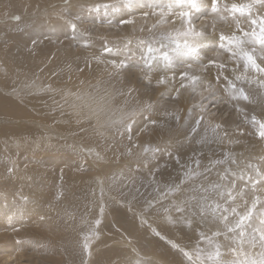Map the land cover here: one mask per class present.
Segmentation results:
<instances>
[{
    "label": "bare ground",
    "instance_id": "1",
    "mask_svg": "<svg viewBox=\"0 0 264 264\" xmlns=\"http://www.w3.org/2000/svg\"><path fill=\"white\" fill-rule=\"evenodd\" d=\"M197 1L198 10L192 9L185 0V6L174 7L170 12L168 5H175L176 0H0V26L2 29L11 28L10 34L8 36L5 34L7 37H2L0 34L2 41L0 69L7 67L3 72L4 75L0 77L2 78L0 86L6 90H17L20 94L16 98L23 96L22 99H10L11 95L8 97L5 93L7 98L5 95H0L2 98L0 100V142L14 147H16L14 143H18V147L28 146L30 141L15 142L16 138H22L32 130L38 131L37 129L52 136H62L55 126H62L63 128L59 127L60 129L66 128L69 119H65L66 117L63 119L64 112L69 111L72 114L71 121L75 119L82 123L85 115L95 111L98 116L92 117L93 120L103 124L105 121L103 116L106 115L108 108L111 107L115 113L120 111L122 115L120 118L123 119L132 106H138L140 113L123 124L129 133L128 139L134 141L135 145L155 143L160 139L159 134L150 133L148 128L147 131L142 129L141 125L144 121L147 122L143 119L147 113L166 116L164 128L170 132L175 129L176 133L172 132L174 135L181 132L182 136L190 140V143L202 137L203 133L216 129L215 135L221 143V150L225 151L226 155L233 153L240 156L239 162L230 166L237 165L238 168L245 169L249 164L251 167H248L249 170L243 175L245 180L249 176L253 178L252 182L260 179L257 177V171L264 173V152H260L264 151V139L256 135V129L246 121L245 117L250 119L254 115L258 120H264V86L259 83L264 80V75H243L244 61L231 58L230 53L220 47L221 35L242 36L240 29L251 31L252 26L246 16L239 15L236 19L228 12L220 14L212 12L211 0ZM248 2L250 0H219V6L227 4L230 8L233 3ZM104 4L108 5L110 11L107 16L98 14L84 18L77 16V19L74 17V10L78 8L89 9V11L97 8L95 11L100 9L105 11L106 9L100 6ZM182 11L191 12V23L180 15ZM112 12L119 16L118 25H110L105 20L106 17L115 14ZM253 12L259 13L257 18L264 16V7L255 5ZM9 15L13 18L19 17V22L13 23L10 18L7 19L6 16ZM83 21L85 23H82ZM71 23L77 25L75 33ZM190 28L203 35L185 36L184 33ZM38 31L43 33L44 38H42L45 39L43 43L38 42L39 44L35 42L36 40L31 41ZM154 35L158 38V42L153 48L168 52L171 64L159 58L152 60L148 58V55L140 56L136 53L137 49L147 52V47L151 45ZM40 38L37 36V39ZM185 43L197 47L199 57L187 54L184 48ZM224 43L227 45V41ZM248 47L253 46L248 45ZM105 48H111L112 52H106ZM255 48L259 56L260 46L257 44ZM10 51H15V54ZM257 63L264 66V61L260 59H257ZM221 64L224 65L223 68L220 67ZM184 73L200 78L201 86L197 91L194 92L189 81L182 77ZM35 75L38 78L34 77ZM236 77L241 79L237 80ZM161 79L165 81L162 84L158 83ZM42 80H45L49 87L44 89ZM229 81L235 83L237 89L243 88L249 94L250 102L233 99ZM87 83L92 86H86ZM95 85L99 86V92L102 90L107 95L103 103H100V99L97 98L91 100L85 98L93 94ZM208 86H211L214 95L210 99H204L209 96V92L206 91ZM33 88L39 93L36 90L33 91ZM31 94H34L33 98L36 99L28 100ZM74 98H83V100L77 105L75 103L70 105V101ZM60 100L63 104L62 110L59 111L60 116L56 121L49 120L50 114L55 112L53 106L59 105ZM202 100L205 109L203 112L200 107ZM37 101H41V106ZM39 108L42 109L40 112ZM45 108L51 111L44 112ZM238 108L243 111H238ZM177 116L179 120L176 119ZM201 116L203 120L197 125L196 121ZM217 125L220 127L216 128ZM73 127L75 125L71 128ZM186 131H188L187 135ZM88 137L94 139L91 135ZM97 140L103 143L104 140L107 141V138L97 136ZM117 154L119 156L118 159L116 157L118 161L116 165L120 164L121 159L125 160L124 164L128 163V153L109 149L111 157ZM139 156L144 157L141 154ZM16 157L26 161V157L22 158L18 153ZM10 158L12 156L9 157L0 150V160L6 161ZM169 158L168 156L167 159ZM87 160L88 163L79 166L82 171L75 174L79 181H84V177H93V173L97 171L92 166V159L87 158ZM174 160L177 161V159ZM174 160L169 161L168 164L156 163L148 171L166 173L167 179L177 178L173 177L177 173L176 167L170 166ZM224 161L228 162L227 159ZM225 170V167L221 169L222 172ZM12 173L14 177L21 176L15 170ZM97 174L103 176L105 172L99 169ZM217 181L219 185L220 182ZM0 185L3 187L0 189V264H23L21 261L23 258L26 264H79L82 258L74 253L78 246L76 239L79 237V232L73 223H63L57 215L65 216V211L69 210V206L61 201L64 199L63 190L61 195L55 194L52 199L51 194L47 195L45 191L36 192L39 186L27 184L22 188L13 177L9 181L0 179ZM60 187L62 188L61 185ZM17 188L20 190L17 191ZM221 189H225L226 192V189L232 190L233 186L226 188L221 184ZM248 189L253 190L251 187ZM255 190L257 192L253 191L252 195L264 197V183H258ZM235 191L239 190L235 188ZM18 193L21 196H18ZM144 196L152 199L151 206L157 205V207L151 209L150 205L105 200L109 202L108 204L113 202L111 206L104 204L112 208V212L117 213L119 209L129 212L122 214L123 219L115 216L116 220L124 226L115 224L121 230L114 231L111 227L110 232L115 235L125 232L129 236L125 240L139 241L140 235L146 238L147 235L139 233L138 230L130 232L129 228L136 227L135 223L129 222L130 218L141 222L143 228L153 226L157 231H160V228L164 229L167 224L179 223V217L176 219L172 217L174 222L170 223L166 218L157 219L158 213H156L153 225L152 217L146 218L147 213L152 214L157 208L177 209L180 205L173 200L171 204H168V196L157 194L155 190L146 188ZM239 210L242 209L239 207ZM100 236L101 234H98L95 237L94 244ZM43 240H47L46 245ZM108 242L111 243V241ZM173 243L179 246L178 249L182 247L180 242ZM100 246L105 248L102 257L108 258L115 255L113 258L116 262L123 256L132 259L136 253V245L132 243H123L122 248L112 245L113 253L105 247L106 244ZM139 249H141L140 246ZM184 249L188 250L187 247ZM161 251L163 257L167 258L165 247L162 246ZM16 252L20 253L13 261ZM139 258L143 257L139 255ZM109 261L113 259L110 258ZM156 261L161 262L158 259ZM162 261L161 264H167L164 259ZM190 264L194 263L190 262Z\"/></svg>",
    "mask_w": 264,
    "mask_h": 264
},
{
    "label": "rangeland",
    "instance_id": "2",
    "mask_svg": "<svg viewBox=\"0 0 264 264\" xmlns=\"http://www.w3.org/2000/svg\"><path fill=\"white\" fill-rule=\"evenodd\" d=\"M104 5L100 6L104 8V10L106 9L105 11H102V9L95 11L97 8H92L94 11L78 8L74 10V17L77 19V16L84 18L86 16H96L98 14H105L107 16L110 14V11L108 10V5L107 7H104ZM258 15L259 13L253 12L255 18H257ZM11 17L12 16L10 15L6 16V18H10L13 23H15V21L16 23L19 22V20ZM236 17L239 18V13H237L234 18ZM118 18L119 16L115 13L110 17H106L105 20L108 21V24L110 25H118ZM10 20L7 22L8 26ZM82 23H85V21ZM5 28L2 29L0 26V34L2 37H7L8 34H10L11 28ZM41 33L42 32L40 31L36 32L33 35L36 38L32 37L31 41L36 40V43H43L45 39H43L44 35ZM1 36L0 46H2ZM37 36L41 38L37 39ZM157 39L158 38L154 35L150 43L152 47L158 42ZM50 43H52V41H50ZM10 53L15 54V51H10ZM136 53L140 54V56L148 55L143 49H137ZM138 61L139 59L137 60V63ZM147 66L150 65L147 64ZM6 69L7 67L5 66L2 67V70L0 69V77L4 75L3 72L6 71ZM242 74L245 76L264 75V73H258L252 69L246 70L245 68L242 70ZM34 77L38 78L37 75ZM42 81L44 82L41 83L44 89L49 87V84H47L45 80ZM88 84L89 83H87L86 86H92ZM94 88L96 89L92 91L93 94L88 96V98H85L90 100L97 98L100 99V103H103L107 95L104 94L102 90L99 92V86L95 85ZM35 90L36 89L33 91ZM36 92L39 93L38 90H36ZM5 93L8 97L11 95L9 97L10 99L23 98V96H18V98H16L17 95L20 94L17 90H6L0 86V95L6 96ZM34 94L29 95L30 99L28 100L36 99L33 98ZM0 100H2V98H0ZM82 100L83 98H74L70 101V105L74 103L77 105ZM37 103L41 106V101H37ZM62 105V101L60 100L59 105L53 106L55 112L50 114L49 120L56 121L61 114L59 111L62 110ZM137 108L139 107L132 106L131 110L128 111L122 119L120 118L122 116L121 112L116 111L115 113L110 107L107 109L106 115L103 116V119L105 120L103 124L99 123V121L96 122L93 120L92 117L98 116L95 111L85 115V119L82 123L75 119H72L71 121L73 116L68 111L69 113L64 112L65 114L63 116V119L64 117H66L65 119H69V122L66 123V128L60 129L59 127H63L60 125L59 127L55 126L57 131H59V134L62 136H52L51 134L36 128L38 131L32 130L22 136V138H16L17 140H15V142L30 141L31 143L28 146L18 147V143H14L16 145V147H14L0 142V144H2L0 145L1 153L3 152L9 157L12 156V158L6 161L0 160V179H7L9 181V179H12L13 177L15 181L20 183L22 188L27 184L39 186L36 192L39 191L42 193L45 191L47 195L51 194L50 198L52 199L55 194L61 195L63 190L64 199H60L69 206V210L65 211V216L56 214L63 223H73L75 229L79 232V237L76 239V241L78 240V246L74 250L75 255H79L82 258L79 264H161L163 262L162 259H164L167 264H190V262H193L194 264H212V261L208 260L207 257L209 252L215 251L216 245L220 246L222 254L221 259L225 261V264H230L231 260L235 257L231 252V248L237 246L232 242V234H228L229 239H225L224 235L215 236L214 233L217 231H226L223 227L222 221L214 220L210 210L207 208L201 213L200 207L201 205L214 204L215 202H219L221 207L225 206V201L222 199L225 189H221V184L226 188H230L231 185L238 190L244 188L245 192L249 191L252 195V192L256 191L248 189L249 187L253 188L252 183L249 182L248 179L245 180L246 178L244 176L243 179H240L241 173L244 175L246 171L249 170V164H247L248 167L245 169L238 168L237 165L234 167L230 166V164H237L240 160V156L233 153L226 155L225 151L221 150V143L213 130L208 133H203L204 135L202 137L194 140L193 143H190V140L182 136L181 132L174 135L172 132L176 133L175 129L170 132L164 128L163 125L166 116H160L153 113H147L146 116L143 117L148 123L144 121L141 127L146 131L148 128L150 133L155 132L159 134V141L150 144L144 143L142 145H135L134 141L128 139L129 133L123 124L129 122L131 119L135 118V115L140 113V110ZM41 110L42 109L40 108L38 109L39 112ZM43 110L44 112L51 111L47 108ZM153 121H155V123H153ZM69 123H71V125ZM72 125H75V127L71 128ZM187 133L188 131H186V135ZM89 135L93 136L94 139L89 138ZM97 136H102L104 139L106 137L108 142L104 140L103 143H100L97 140ZM9 146L11 148H9ZM85 147L88 149L90 148L91 150L88 151ZM108 147L109 149H116L128 153V163L124 164L125 160L121 159L119 161L120 164L116 165V162H118L116 157L118 159L119 154L111 157L109 155ZM142 147L148 148L149 151L146 152L145 148L141 149ZM151 149H158V151H151ZM260 152L264 151L261 150ZM17 153L22 156V158L26 157V161L16 157ZM139 154L144 157L141 158ZM168 156L170 157L169 159H167ZM87 158L92 159V166H94L97 171L93 173V177H84V181H79L76 179L75 174L82 171L79 166L88 163ZM174 159H177V161ZM225 159H227L228 162L224 161ZM171 160L174 161L170 163V166H175L177 169V173L173 177L177 178L167 179L165 177L166 173H158L154 170L150 173L148 171L151 166H155L156 163L168 164ZM233 161H235V163ZM177 166H179V168ZM224 167L226 170L222 172L221 169ZM99 169L105 172L103 176L97 174ZM14 170L19 172L21 176L14 177V173H12ZM151 174H153V176ZM217 180L221 183H219V191L213 190V186L218 184ZM146 188L151 191L155 190L157 194L161 193L164 196L166 194L168 196V204H171L173 200L187 210L183 215H180L176 209L157 208L154 213H147L145 215L146 218H150L151 216V223L154 225L153 218L155 217V214L158 213L157 219H168L169 217L176 219V217H179V223L167 224L164 229L158 227L160 228V231H157L153 226L143 228L141 222H138L137 219L130 218L129 222L131 224L135 223L136 227L129 228L128 230L130 232L138 230L139 233H145L147 235V238L140 235L139 241L135 239L125 240L129 237L125 232L117 235L110 232L109 228L111 227H113L114 231L119 232L121 229L116 225L124 226L121 222L116 220L115 216L123 219L122 214L129 212H124L119 209V212L114 213L112 212V208L104 205L107 203L106 205L111 206L110 204L112 203L113 205V202L108 204L109 202L105 200L110 199L118 203L126 204L127 202H133L138 205H150V208L154 209L157 205L156 207L151 206L152 199L148 196H144ZM0 189H3L2 185H0ZM30 189L32 188L30 187ZM205 189H207V191H205ZM19 190L20 188H17V191ZM226 190L228 191V189ZM248 193H245L244 199L237 197L234 202L229 201L228 206L237 207L238 210L239 207L243 209L244 200H247L250 206L251 200L255 195H252L250 198L251 195ZM18 196H21V194L18 193ZM156 197L158 198L157 195ZM193 197L196 199H193ZM185 201H187V204H185ZM146 211L151 212V210ZM184 216H187L191 220L190 227L184 220ZM97 221H99L98 224ZM251 231V229L248 230L249 233H251ZM157 233H159V235H157ZM201 233H203V237H207L208 239H204ZM98 234H101V236L94 244V239ZM79 239H81V244L79 243ZM106 240L111 241L112 245H115L116 248H122L121 246L123 243L135 244L136 253L132 259L123 256L119 258L117 262L113 258L115 255L103 258L102 252L105 248L100 246L101 244H106L107 246L105 247H107L112 253L114 252L111 243ZM209 240L211 243H209ZM175 241L181 243L182 247L180 249L188 248V250H184L191 253V260L185 257L180 249L173 247V242ZM43 243L46 245L47 240H43ZM86 245H89V247H85ZM139 246L141 249H139ZM162 246L166 249L167 258H164L161 253ZM244 248L246 251L259 252V247L256 249H250L248 245L245 244ZM19 253L20 252L15 253L12 259L13 261ZM139 255L143 258H139ZM178 256H180V258H178ZM110 258H112L113 261H109ZM156 259L161 262L156 261ZM21 261L23 264L27 263L24 258Z\"/></svg>",
    "mask_w": 264,
    "mask_h": 264
},
{
    "label": "snow or ice",
    "instance_id": "3",
    "mask_svg": "<svg viewBox=\"0 0 264 264\" xmlns=\"http://www.w3.org/2000/svg\"><path fill=\"white\" fill-rule=\"evenodd\" d=\"M187 4L190 5L192 9L198 10V3L197 0H187ZM255 5H260L264 7V0H250L248 3H241L236 4L233 3L231 7L227 4L219 6V0H211V9L212 12L220 14L222 12H228L233 17L239 13L240 16H246V18L250 21V25L252 26L251 31H242V36H237L235 34L231 36H224L221 35L220 40L221 44L220 47L222 49H226L230 53L231 58H239V60L244 61V68L246 70L252 69L258 73H264V66L257 63V59L264 61V16H259L258 18H253V8ZM185 6V0H176L175 5L169 4L168 10L171 12L174 7H183ZM107 7V5H104ZM182 17L188 19L189 23H191V12L189 11H182L180 13ZM15 19L19 20V17H15ZM71 27L73 32L77 31L76 23H71ZM189 34L192 35H203V33H196L194 29L190 28L188 32H185L184 35L187 36ZM224 41H227V45H225ZM141 43H144L141 41ZM259 45L261 49V53L257 56L255 45ZM248 45H252L253 47L249 48ZM179 48V45L177 46ZM184 48L187 51V54L199 57V52L197 47L191 46L187 43L184 44ZM106 52L111 53V48H105ZM147 54L148 58L152 60L162 59L167 64H171V57L169 56L168 52L161 51V49H154L151 45L147 47ZM123 64V62H121ZM221 68L224 67L223 64L220 65ZM183 78H186L189 81V85L191 86L192 90L195 92L197 91L198 87L201 86V81L198 76L195 75H188L187 73L182 74ZM227 79V77H225ZM237 80L241 79V77H236ZM165 81L161 79L158 83H164ZM261 86H264V80L259 82ZM182 86H184L182 84ZM229 87L232 89V97L235 100H243L246 102H250V96L248 93L245 92L243 88H236L235 83L229 81ZM206 91L209 92V96L204 97V99H210L214 93L211 91V86H208ZM201 111L203 112L204 105L203 100L201 101ZM238 111H243L242 109H237ZM179 120V117H176ZM246 121L251 124V126L256 129V135L260 139H264V120H258L254 115L249 119L247 116L245 117ZM203 120V116L200 117L196 121L197 125ZM155 123V121H153ZM220 126L217 125L216 128ZM130 131V128H129ZM195 131V129H193ZM213 132H216V129H213ZM243 134V133H241ZM145 151H149L148 148H145ZM151 151H158V149H151ZM235 163V161H233ZM219 163V162H218ZM251 167V165H249ZM234 175V174H233ZM258 179L255 182H252L251 176H249L248 181L252 182L253 190L256 189V185L258 183H264V173L257 171ZM243 173L240 175V179H243ZM220 186L214 185L213 190L219 191ZM171 191V190H170ZM207 191V189H205ZM235 192V194H234ZM237 197L240 199H244L245 191L244 189L239 190L238 192L235 191L233 187L232 190L226 191L222 195V199L225 201V206L221 207L219 202H215L214 204H207L201 205L200 211L203 213L205 208L210 210L211 215L214 220L222 221L223 227L226 230L225 232L217 231L214 233L215 236L224 235L225 239H229L228 234L231 235V239L233 244H236V247L231 248V252L234 254L235 258L231 260L230 264H264V197L260 195H255V197L251 200L250 206L247 200H244V207L242 210H238L237 207H230L228 206V202H234ZM193 199H196L193 197ZM203 199V198H201ZM187 204V201H185ZM259 206V208H258ZM179 213H185L186 209L181 206H177L176 209ZM219 213V215H218ZM231 217V218H230ZM169 222H174L172 217H169ZM184 220L188 223V226H191V220L184 216ZM99 221H97V224ZM251 229V233L248 230ZM159 235V233H157ZM203 237V233H201ZM257 236H258V244H257ZM204 239H208L207 237H203ZM209 243L211 241L209 240ZM247 244L250 249H256L259 247V252L256 251H246L244 245ZM87 247V245L85 246ZM173 247H179L176 244H173ZM185 257L189 260L192 259L191 253L185 251L184 249H180ZM221 251L220 246L216 245L214 252H209L208 260L212 261V264H225V261L221 259Z\"/></svg>",
    "mask_w": 264,
    "mask_h": 264
}]
</instances>
